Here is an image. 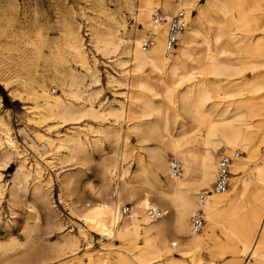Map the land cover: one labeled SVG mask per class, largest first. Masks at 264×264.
Here are the masks:
<instances>
[{"label": "rangeland", "instance_id": "obj_1", "mask_svg": "<svg viewBox=\"0 0 264 264\" xmlns=\"http://www.w3.org/2000/svg\"><path fill=\"white\" fill-rule=\"evenodd\" d=\"M139 3L0 0V154L6 149L4 137L9 135L16 144L8 165L0 164V264H86L89 259L100 264H143L135 248L144 246L142 228L136 240L127 239L125 232L113 238L88 227L83 221L84 210L92 204L117 203L123 181H127V187H146L134 178V171L138 158L148 164V150L154 142H141L136 126L158 120L150 108H166L170 133L181 137L190 132L193 122L180 110V95L190 88L191 81L177 84V80L180 74L210 65L207 56L212 52L220 61L228 64L230 59L244 69L241 75L231 77V82L228 72L208 75L207 82L211 89L221 91V97H214L209 108L225 112L230 120L240 114L248 124L245 132L251 134L250 144L234 149L221 145L215 156L218 161L222 155L232 156L239 151L234 164H239L247 188L236 197L237 214L219 217L201 245L182 242L150 264H264V229L260 227L264 196L257 200L253 194L259 185L257 166L264 162V124L248 104H239L241 98L264 93V67L254 66L264 61V0L254 12L250 10L254 5L251 0H229L226 7L233 18L229 26L212 7L202 15L207 2L196 0L187 10L186 29L196 28L200 33L190 37L189 53L177 71L179 76L171 74L170 69L161 73L133 69L129 46L134 48L136 33L142 28L137 20ZM252 14L257 20L252 17L242 29L241 15ZM110 29L113 33L109 37L115 43L104 49L95 34ZM75 40L80 54L73 50ZM228 42L232 48H228ZM257 44L260 50H255ZM42 87L54 97L59 95L63 104H72L78 113L59 118L46 108L43 98L33 97L35 92L41 94ZM170 88L175 91L172 103L166 97ZM12 90L19 95H12ZM90 106L98 111H89ZM72 139L82 141L79 152H70L65 146L66 140ZM181 150L189 153L193 168L206 152L201 138L186 139ZM166 158L168 162L174 158L170 150ZM20 165H24L25 178L21 187L14 188ZM105 166L113 170L109 182L102 176ZM148 166L158 171L151 163ZM124 171L128 172L125 177ZM159 175L163 183L167 181L163 173ZM232 177L233 173L230 182ZM189 179H199L197 170ZM150 181L155 183L152 176ZM232 190L230 184L225 194ZM122 202L121 209L126 205L135 207L134 200L125 196ZM252 213H256L255 221H251ZM221 225L228 228V236ZM207 231L210 225L205 219L198 233ZM172 236L174 230L169 232V239ZM239 240L250 244L257 241L254 257L242 252ZM67 241L75 245L68 247Z\"/></svg>", "mask_w": 264, "mask_h": 264}, {"label": "bare ground", "instance_id": "obj_2", "mask_svg": "<svg viewBox=\"0 0 264 264\" xmlns=\"http://www.w3.org/2000/svg\"><path fill=\"white\" fill-rule=\"evenodd\" d=\"M228 1L206 0L207 6L203 8L202 15L207 12L208 8L212 7L216 9L215 12L223 16L224 21L228 22V26L233 24V18L226 7ZM231 1L233 2L234 0ZM238 1L240 2V0ZM241 1L246 2L248 0ZM194 2H196V0H183L181 3H175L173 0H140L137 20L142 28L136 33L134 48L129 46V53L132 54L130 62L133 65V69L140 71L148 69L150 72L156 73H161L164 69H170L171 74L179 76L177 71L181 69L184 58L188 56L189 53L190 37L194 32L200 33V30L196 28L186 29L182 35H184L183 37L186 36L185 38L187 39L184 40L182 35L179 38L178 45L180 39L183 38L181 40L179 54H174L175 50L172 54L168 55L166 54L165 43L166 27L163 23L155 25L153 15L157 11H160L156 10V8H159L162 11H160L162 15L165 18H169L181 9L187 12V10L192 8ZM251 2H253L254 5L250 7V10L254 12L259 8L261 0H251ZM187 16L189 23L188 13ZM252 17L257 20V16L254 14L241 15V20L244 21L242 29H245L247 25L251 23ZM93 33L92 35H94ZM112 33L113 31L111 29L108 30L107 33L98 32L97 30L95 34L97 42L101 44L104 49H109L110 46L114 45L115 41H113V38L109 37ZM148 36L155 37V44L151 49L149 48L150 50H143L142 44ZM73 44L74 52L80 54L78 40H75ZM232 47L233 44L228 42V48ZM260 49L261 46L257 44L255 50ZM207 58L210 60V65L202 69H192L180 74L181 77L177 80V84L191 81L190 88L180 95V110L187 114L193 122L190 132L183 134L181 137L173 136L170 133L169 113L166 108H150L149 111H151V114L155 112L158 116V120L147 124L139 122L136 126L138 133L141 135V142H154V146L148 150V164L146 161H143V159L138 158L137 169L134 171V178L138 179V182L146 187H127V181H123V186L121 190L118 191L117 203L111 204L104 202L101 204H92L86 206L84 210L85 214L83 215V221L88 227L113 238L116 236L119 237L121 233L125 232L124 235L127 239L136 240L139 235V229L142 228L145 239L144 246L135 245V248L139 251L136 255L143 264H150L154 259H161L164 254L177 249L182 242H188V244L194 246L201 245L205 240L204 236H208L209 232H212L214 228L213 224L217 223L219 217L223 215L228 216V213L232 216L237 214L236 197L242 194L247 188V181L240 176L241 168L237 166L239 165L238 163L236 165L234 164L235 160H237V158H234L231 169V173H233L232 183L230 182L233 189L231 193L225 194L226 190L224 194H215L212 196L214 198H210L205 202H201L200 193L197 194L198 190L210 186L215 181L218 162L223 155L218 161H216L215 156L220 150L221 145L226 146L227 149H234L250 144L252 139L250 132H245L248 130V124H246L242 116H239L240 114L237 115L236 118L230 120L225 118V112L220 113L218 112L220 110L216 108H209V106H211L210 101L214 97H221V91L219 88L211 89L209 87L207 82L208 75L218 76L228 72V82H231L230 78L241 75L244 69L239 68L230 59H228V64L220 61L216 52L208 53ZM254 66L264 67V61L256 62ZM3 82L6 86L8 85L7 82ZM142 83L146 84L147 81H143ZM10 93L14 96L19 95L13 90ZM32 95L35 99H37V97L43 98L47 105L46 108L55 112L59 118L65 119L78 113L72 104H63L59 95L54 97L52 92L44 87L41 88V94L35 92ZM166 97L169 102L172 103L175 97L174 88H170L166 91ZM239 104H248L252 112L262 118L264 124V106H262L264 105V93L263 95L250 96L248 99L241 98ZM88 110L93 112L98 111L93 106H90ZM188 138L194 140L201 138L206 150L205 154L197 160L196 168H193V160L189 153L181 150V146ZM3 139L6 143V149L0 154V164L8 165L12 149L16 148V144L9 135ZM64 141L59 142L60 146H64ZM52 143H54V141H52ZM66 143L65 146L67 149L73 153L79 152L83 148V143L80 139L66 140ZM45 145H47V143H45ZM167 150H170L173 153L174 159L180 162L182 167L180 176L175 177L172 175L171 162H168L166 158ZM189 152L191 151L189 150ZM232 156H234V154ZM149 163L158 171L150 168L148 166ZM114 167L112 169H114ZM23 168L24 165H20L17 169L14 176V188L21 187L22 185V180L25 178ZM196 170L199 179H189L192 172L194 173ZM127 173V171H124L123 176ZM159 173H163L167 181L163 183ZM102 176L105 182L111 181L113 170L105 166L102 169ZM150 176L154 178L155 183L150 181ZM256 179L259 185L254 188L253 194L258 200L264 196V162L262 166H257ZM239 188L241 190L238 192ZM124 196L125 198L134 200L136 207L132 206L131 212L126 216L127 218H125L122 213V209L125 206L122 207V209L120 207L123 203L122 200ZM199 208L204 210L205 219L208 225H210V231L205 232L203 235L193 232L190 225L194 213ZM148 209L160 210L163 214L157 219H151L148 216ZM252 217L251 221H255L256 213H252ZM126 219H128V221ZM221 227L224 228L225 234L228 236V228L224 227V225H221ZM247 227L249 230L252 228L251 224ZM260 227L264 229V219ZM171 230H174V236H172V239H169V232ZM212 237L213 235H211V238ZM239 241L242 246V252H249L250 255L254 257L257 250V241L254 244H250L248 241ZM67 245L72 248L75 244L72 241H67ZM86 264L100 263L96 260L89 259V262ZM123 264L126 263L123 262ZM202 264L216 263L207 262Z\"/></svg>", "mask_w": 264, "mask_h": 264}, {"label": "built area", "instance_id": "obj_3", "mask_svg": "<svg viewBox=\"0 0 264 264\" xmlns=\"http://www.w3.org/2000/svg\"><path fill=\"white\" fill-rule=\"evenodd\" d=\"M175 3H181L183 0H173ZM155 25L163 23L166 27V54H172L178 47L180 36L185 32L188 26L187 12L183 9L179 10L169 18H165L160 11H157L154 15ZM155 37L148 36L142 44L143 50H147L154 46ZM240 157V152H235L234 156L223 155L217 168V174L215 181L210 189L202 191L200 194V201L205 202L215 194L224 193L230 187L231 169L234 158ZM171 172L172 175L177 177L181 175L182 167L177 159H171ZM122 213L127 215L131 212L132 206L126 205L122 209ZM163 212L156 209H148V216L151 219H157L162 216ZM205 223L204 211L199 208L193 215L190 225L193 232L198 233L202 230Z\"/></svg>", "mask_w": 264, "mask_h": 264}]
</instances>
